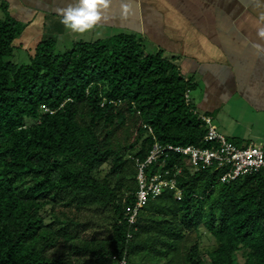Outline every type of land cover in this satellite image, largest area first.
Listing matches in <instances>:
<instances>
[{
	"label": "trees",
	"instance_id": "obj_1",
	"mask_svg": "<svg viewBox=\"0 0 264 264\" xmlns=\"http://www.w3.org/2000/svg\"><path fill=\"white\" fill-rule=\"evenodd\" d=\"M2 10L0 264H264V166L146 163L156 144L214 145L177 56L120 32L66 50L45 36L17 62L30 22ZM141 171L173 184L139 204Z\"/></svg>",
	"mask_w": 264,
	"mask_h": 264
},
{
	"label": "crops",
	"instance_id": "obj_2",
	"mask_svg": "<svg viewBox=\"0 0 264 264\" xmlns=\"http://www.w3.org/2000/svg\"><path fill=\"white\" fill-rule=\"evenodd\" d=\"M74 2L0 0V8L7 4L15 17L30 22V33L39 18L37 26L57 35L65 29L57 9ZM98 25L112 35L136 34L149 48L177 56L181 72L202 90L196 103L201 111L220 121L250 120L245 136L253 144L258 136L264 141V40L257 36L264 28V0H109ZM230 103L232 112L223 111Z\"/></svg>",
	"mask_w": 264,
	"mask_h": 264
},
{
	"label": "built area",
	"instance_id": "obj_3",
	"mask_svg": "<svg viewBox=\"0 0 264 264\" xmlns=\"http://www.w3.org/2000/svg\"><path fill=\"white\" fill-rule=\"evenodd\" d=\"M207 122L208 132L206 138L214 142L211 147H199L195 144L188 145H172L162 147L156 144L148 157L147 162H151L158 156L162 150L175 151L184 156L186 165L191 170L197 168L200 164L211 166L214 163L218 166L229 165L230 168L225 174V178L234 179L241 174L257 170L264 166V148L253 143L238 146L230 141L225 134L220 132L212 123L209 116H203ZM145 163L142 164V167ZM142 170V168H141ZM181 169H179L180 171ZM173 181L162 179L160 175H154L149 181L145 178L143 172H140V187L138 190V202L141 204L149 195L156 196L161 193L162 189L168 185H172ZM119 264H125L121 261Z\"/></svg>",
	"mask_w": 264,
	"mask_h": 264
},
{
	"label": "rangeland",
	"instance_id": "obj_4",
	"mask_svg": "<svg viewBox=\"0 0 264 264\" xmlns=\"http://www.w3.org/2000/svg\"><path fill=\"white\" fill-rule=\"evenodd\" d=\"M11 12V10H10ZM12 13V12H11ZM4 16V12L3 10L0 8V18ZM19 18L22 17L21 14L16 15ZM23 21V20H22ZM36 22H34L33 24H31V27L29 30L33 29L32 33H30V31H27L23 37L21 38L20 43H23V47L22 48H18L15 50L14 52V56L11 57V59H13L14 61L20 62V61H27V47L31 46L32 43H34V41H37L39 39H41L42 37L45 36H55L58 39V48L62 49V50H66L69 49L71 47V45L73 44V40L76 41H80V39H84V41H91V39H97V38H104L108 35H112L111 31L112 29L110 28H105V27H100L98 25V27L94 26L91 30L92 31H87L83 34L80 33H74L69 29H64L62 28L63 31H59L57 35H54L52 33V27L49 28V31H46V28H44L43 26H37V24H41L39 18L35 20ZM34 25V26H32ZM39 29H41V31H39ZM36 39V40H35ZM202 93L201 89H195L192 90L190 93L191 98H193V100H195V102H198V99L200 97ZM198 106V104H197ZM223 111L225 112H232V103L230 104H224L222 106ZM238 110L240 108H237ZM235 110V108L233 109ZM242 110V109H241ZM212 123L217 127V129L224 133L225 136L233 141L234 143L237 142L238 140L240 141V144L243 145H248L250 142V137L249 136H245L246 133H248L249 135V130H246V127L248 125V123H250L249 121H240L238 123L232 121H220L218 119V115L217 114H212ZM207 124V123H206ZM235 129V130H234ZM252 132L255 131L254 128L251 129ZM256 132V131H255ZM258 136V135H257ZM256 142V143H255ZM255 145L262 147L264 146V144L260 143V142H264L262 139V136H258V138H256L255 141ZM239 145V146H241ZM106 168V167H104ZM101 168L100 174L102 176H104L106 174V169ZM196 169V168H194ZM202 230V237L198 240L200 247L202 249L206 248L207 246H211L212 244H214V239L212 237H207L206 232H203V228ZM203 258L205 260H208V256L206 253H203ZM239 260H241V256L239 255Z\"/></svg>",
	"mask_w": 264,
	"mask_h": 264
},
{
	"label": "clouds",
	"instance_id": "obj_5",
	"mask_svg": "<svg viewBox=\"0 0 264 264\" xmlns=\"http://www.w3.org/2000/svg\"><path fill=\"white\" fill-rule=\"evenodd\" d=\"M108 6L109 0H75L57 11L60 14V23L66 29L83 34L103 19L104 10ZM257 36L264 40V28L257 31Z\"/></svg>",
	"mask_w": 264,
	"mask_h": 264
}]
</instances>
